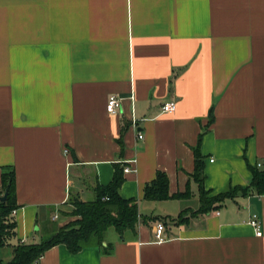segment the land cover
I'll list each match as a JSON object with an SVG mask.
<instances>
[{
  "label": "crops",
  "instance_id": "crops-1",
  "mask_svg": "<svg viewBox=\"0 0 264 264\" xmlns=\"http://www.w3.org/2000/svg\"><path fill=\"white\" fill-rule=\"evenodd\" d=\"M197 145L210 195L264 168V0H0V190L13 166L18 203L0 264L72 220L69 199L94 198L118 165L135 167L119 191L138 200L137 229L31 264H264V194L192 214ZM159 170L171 194H191L145 198Z\"/></svg>",
  "mask_w": 264,
  "mask_h": 264
},
{
  "label": "trees",
  "instance_id": "trees-1",
  "mask_svg": "<svg viewBox=\"0 0 264 264\" xmlns=\"http://www.w3.org/2000/svg\"><path fill=\"white\" fill-rule=\"evenodd\" d=\"M193 149L195 150L196 166L191 178L199 182L201 204L197 209L192 210V214L208 212L212 208H217L225 199L234 197L239 193L245 194L250 190H255L257 193L264 194V168L255 166L253 167L251 183L248 186H230L222 192L210 195V191L204 187L205 165L199 145ZM2 172L0 196L7 192V197L5 200L0 199V247L16 234V219L13 217V213L18 207L15 198V169L13 166H5ZM124 180V168L118 165L109 184H98L95 187L94 198L84 200L73 195L69 200L73 205L70 214L74 218L55 229L48 230L40 242L16 243L13 246L14 258L6 264L38 262L48 248L60 242L65 243L73 253L90 246V244L103 245L105 233L111 226L116 228L119 233H124L127 229H137V224L140 221L138 200L137 198H124L120 194L119 189ZM190 194L189 190L171 194L169 177L164 170H159L156 177L148 182L144 190L145 198L158 200L186 197ZM188 209L181 210L182 212L178 217L179 221L186 218Z\"/></svg>",
  "mask_w": 264,
  "mask_h": 264
},
{
  "label": "built area",
  "instance_id": "built-area-1",
  "mask_svg": "<svg viewBox=\"0 0 264 264\" xmlns=\"http://www.w3.org/2000/svg\"><path fill=\"white\" fill-rule=\"evenodd\" d=\"M120 106H121V98L116 93L111 94L107 100V103H106V108L108 109V111L116 113V111H118L120 109ZM162 106H163V109L165 111H174V110H176V107H177L175 100L168 101V102L164 103ZM138 137L143 138V134L139 133ZM258 163H259V166L263 165V163H261V162H258ZM123 168H124L125 172H130V171H133L135 169V167H132L130 165H125ZM251 224H253V226L256 228V233L258 235H261L263 232L262 231V223L260 222V219H258L256 215L251 220ZM156 227H157L156 228V237L159 240H162L164 238L163 232L165 230L163 222H157Z\"/></svg>",
  "mask_w": 264,
  "mask_h": 264
},
{
  "label": "water",
  "instance_id": "water-1",
  "mask_svg": "<svg viewBox=\"0 0 264 264\" xmlns=\"http://www.w3.org/2000/svg\"><path fill=\"white\" fill-rule=\"evenodd\" d=\"M6 197H7V192H5L4 194H2V195L0 196V199H1V200H5ZM253 209H254V208H253ZM122 237H123V236H122Z\"/></svg>",
  "mask_w": 264,
  "mask_h": 264
}]
</instances>
